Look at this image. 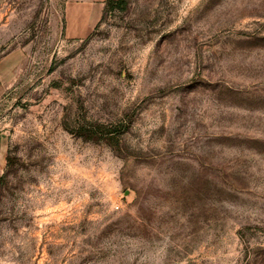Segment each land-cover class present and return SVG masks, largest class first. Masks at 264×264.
<instances>
[{
    "label": "rangeland",
    "instance_id": "rangeland-1",
    "mask_svg": "<svg viewBox=\"0 0 264 264\" xmlns=\"http://www.w3.org/2000/svg\"><path fill=\"white\" fill-rule=\"evenodd\" d=\"M0 0V264H264V0Z\"/></svg>",
    "mask_w": 264,
    "mask_h": 264
},
{
    "label": "crops",
    "instance_id": "crops-1",
    "mask_svg": "<svg viewBox=\"0 0 264 264\" xmlns=\"http://www.w3.org/2000/svg\"><path fill=\"white\" fill-rule=\"evenodd\" d=\"M109 0H68L65 7L66 34L81 38L97 25ZM9 149L7 135L0 133V174L7 162Z\"/></svg>",
    "mask_w": 264,
    "mask_h": 264
},
{
    "label": "trees",
    "instance_id": "trees-1",
    "mask_svg": "<svg viewBox=\"0 0 264 264\" xmlns=\"http://www.w3.org/2000/svg\"><path fill=\"white\" fill-rule=\"evenodd\" d=\"M126 7L125 0H109L107 8H119L124 9Z\"/></svg>",
    "mask_w": 264,
    "mask_h": 264
}]
</instances>
